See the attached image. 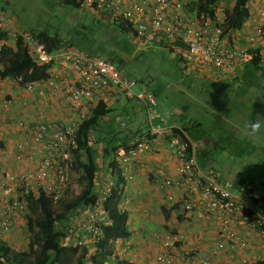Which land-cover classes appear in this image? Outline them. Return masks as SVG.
I'll return each mask as SVG.
<instances>
[{"label": "built area", "instance_id": "built-area-1", "mask_svg": "<svg viewBox=\"0 0 264 264\" xmlns=\"http://www.w3.org/2000/svg\"><path fill=\"white\" fill-rule=\"evenodd\" d=\"M58 1L125 22L133 28L131 34L137 46L158 41L170 44L180 41L185 48L183 53L186 60L197 64L205 73L215 72L217 78H233L240 70L254 63L264 69V5L253 14L255 23L243 31L228 26L229 7L232 5L230 3L228 7V0H215L211 7L212 15L209 17L186 8L194 0ZM262 2L264 4V0ZM18 41L26 46L35 64L55 63L60 68L67 65L77 71V78H64L61 93L70 109L77 112L78 118L53 125L48 131L43 124L29 127L34 133V140L40 149L44 150V155L34 169L23 172L15 179L0 180V239L13 230L17 220L22 218L25 221L28 214L27 195L41 192L53 203L63 195L68 183L71 150L76 146V130L98 100L107 101L109 98H115V94L121 93L126 98H145L148 104L155 103L152 95L135 94L131 89L134 82L125 78L107 59L88 55L72 46L48 52L34 34L19 28L15 20L0 7V49ZM16 79L18 81L19 78ZM32 84L34 82L24 86L30 89ZM174 129L182 131L174 125H150L148 130H143L127 140L124 146L118 147L114 153L116 175L125 181H131V172L135 171L138 157L151 149L154 138L170 135ZM166 142L175 154L176 173L186 191L183 210L193 209L195 195L199 193L207 210L228 214V218L220 219L216 248H224L229 243L228 247L232 250L245 248L254 233H257L263 247L264 216L259 211L258 204L252 202L256 197L252 185L248 182L238 186L227 182L221 184L217 172L212 169L203 172L198 168L193 144L179 140L177 136L170 137ZM19 150H23L22 145H19ZM156 174L158 177L164 175L162 170H158ZM101 177L100 186L95 184L100 194L97 203L92 207H84L72 221H67L61 226L66 234L63 237L65 246L81 247L87 241L94 243L98 240L101 233L99 223L106 222L102 202L109 196L110 187L114 182L110 178L107 179V176ZM159 178L161 187L168 188L175 183L168 177ZM12 190L14 195L11 194ZM167 200L173 201V196L168 194ZM235 224L243 228L242 235L234 232ZM162 237L164 251L156 256L161 264H210L207 256L177 253L178 236L166 232ZM119 245V239L112 241L113 248H118ZM261 259L264 262V258ZM242 263L245 264L246 261L242 260Z\"/></svg>", "mask_w": 264, "mask_h": 264}, {"label": "crops", "instance_id": "crops-1", "mask_svg": "<svg viewBox=\"0 0 264 264\" xmlns=\"http://www.w3.org/2000/svg\"><path fill=\"white\" fill-rule=\"evenodd\" d=\"M262 5H264L262 0H248L246 4L247 17L236 28L244 31L248 26L254 24L255 19L252 16ZM17 26L24 29L19 24ZM29 31L31 32V30ZM14 45L13 43L9 44V46ZM170 47L173 48L172 45ZM74 48L78 49L77 47ZM184 49V46L181 45L176 50L182 53L176 62L178 66L174 69L178 70L182 78L186 77L190 80L189 86L193 82L199 81L198 88L204 86L220 91L221 85L226 84L228 81L237 80L246 86L251 85L245 82L248 79L244 75L247 67L240 70L236 78L229 79L227 76L217 78L215 72L208 71L205 73L197 64L186 60L183 54ZM83 52L87 54L86 51ZM76 76H78L77 71L71 67L65 65V67L60 68L57 64L52 63L47 67L44 77L34 81L30 89L20 85L16 78L0 77V180L15 179L23 172L34 169L41 162L44 150L40 149L39 144L34 140V133L29 130V127L43 124L48 131L53 125L64 124L75 120L76 117L78 118L77 112L70 109L61 93L64 78L70 77L72 79ZM146 88L142 82L137 83L138 92L144 94ZM196 90L199 91V89ZM205 95L207 94L205 93ZM113 97L115 98H109L107 103L113 108L110 114L114 115L115 123L113 122L111 126L104 119L101 123L103 131H108V125L112 129H124V132L131 131L135 133L138 130L139 132L143 130L145 115L143 117L141 115L146 110V103L136 98H126L121 93L115 94ZM217 98H214V100ZM175 113L179 114L178 109H175ZM131 116H134V120H127ZM150 122L152 123V121ZM194 123L198 122H192V124ZM152 124L161 126L179 125L172 117L166 122L157 121ZM179 126L182 127V125ZM196 134L191 135L194 153L198 168L204 172L211 167L212 161L206 160V157L203 156L204 152L199 151L203 139H200L199 135ZM19 145L23 146L22 151L19 150ZM137 161L135 178L132 180V184L129 181L124 183L123 198L126 199L124 207L128 214L127 227L129 235L120 239L119 247L114 250L104 264H118V262L116 263L117 260H122V263L119 264H161L157 261L156 256L164 251L162 248V234L166 232L179 237L176 242L177 253H187L197 257L207 256L210 259V264H243L242 260L246 261L245 264H253L264 258V246L262 247L260 238L256 234L248 239L245 249L232 250L229 247L216 249L217 229L220 219L223 217L228 218V214L207 210L199 193L195 195L193 209L183 210L186 191L176 173L177 160L174 152L166 142V137L160 135L154 138L151 149L142 153ZM100 163L94 178V183L99 184V186L102 173L106 175L110 172L109 169L103 168ZM158 170H162L164 174L159 177H168L175 182L173 186L161 187L162 184H159L161 179L156 174ZM217 173L219 175L218 171ZM177 182L179 185H176ZM226 182L234 185L230 181ZM239 183H237V186ZM1 194L2 187L0 186ZM11 194L14 195L13 190ZM168 194L173 196V201L167 200ZM254 195L264 197L255 192ZM255 204H259V201ZM233 230L238 235H242L243 228L236 224ZM11 232L1 238L9 245L12 244L10 237L13 234ZM25 232L28 233L27 230ZM83 235L85 238L87 237L85 231Z\"/></svg>", "mask_w": 264, "mask_h": 264}, {"label": "rangeland", "instance_id": "rangeland-1", "mask_svg": "<svg viewBox=\"0 0 264 264\" xmlns=\"http://www.w3.org/2000/svg\"><path fill=\"white\" fill-rule=\"evenodd\" d=\"M0 6L28 31L44 29L78 49H101L102 54H110L111 62L119 67L125 78L135 83L132 90L138 92L137 83L141 81L155 98L156 105L149 106L141 115H145L147 121L142 129L150 121L166 122L171 117L185 126L197 121L199 127L192 130L203 139L199 151L204 152L206 160L212 161L210 165L219 172L220 181H230L234 185L241 180L248 181L253 183L255 193L264 196V77L256 79L250 86L237 80L228 81L221 85L220 91L204 86L198 88L199 81L189 86L190 80L182 78L174 69L180 57L177 49L173 51L165 42L137 46L130 32H122L116 24L103 22L99 13L93 14L58 0H0ZM127 120L133 121L134 116ZM252 120L260 121L262 125L255 133L247 127ZM135 173L131 172L133 179ZM102 176L106 177L104 173ZM75 178L74 171L70 170L68 191L58 202L52 203L56 212L75 194ZM125 201V197L121 198V211H126ZM25 231L21 218L11 232L12 248H26L29 234Z\"/></svg>", "mask_w": 264, "mask_h": 264}, {"label": "trees", "instance_id": "trees-1", "mask_svg": "<svg viewBox=\"0 0 264 264\" xmlns=\"http://www.w3.org/2000/svg\"><path fill=\"white\" fill-rule=\"evenodd\" d=\"M214 1L194 0L186 8L189 11L201 12V14L209 17L212 15L211 7ZM247 2L248 0H233L231 6L229 2L228 26H240L245 20L248 14ZM101 20L105 23L116 24L122 32H130L132 39H134L131 34L133 28L125 22L109 18L104 14L101 15ZM32 31L31 33L45 45L48 52L66 46L75 47L72 43L60 41L56 33L50 34L44 29ZM173 45L176 46V49H179L181 45L184 46L180 41H174ZM131 47L129 46L130 49ZM101 51L103 50L86 52L88 55L102 57L111 62L110 54L104 55ZM0 65L2 66L0 77L19 78L18 83L22 86L44 77L49 66V64H35L26 46L22 45L20 41L14 46L5 45L0 49ZM116 68L119 69V67ZM119 71L121 72L120 69ZM244 75L248 77L245 81L246 84H252L256 79L264 77V69L255 63L250 64L247 65ZM144 94L152 95L148 88ZM112 109L107 102L98 100L89 115L78 125L75 134L76 146L70 154V169L75 172L76 177L75 194L61 204L58 212L52 208L51 200L44 197L43 193L27 195L28 214L25 218V227L29 235L26 248L16 250L0 239V264H104L114 252L112 241L128 237V214L119 208L121 198H123L125 181L121 176L116 175L114 153L118 147L124 146L128 139L134 137L139 130L134 133L131 131L124 132V129L110 128L115 120L114 115L110 114ZM104 119L110 124L108 131H103L104 129L101 127ZM145 122L146 120H144ZM193 127H199V124L182 125V131L174 129L173 134H176L179 140L188 141L192 144L191 135L196 133L192 130ZM100 162H103L101 166L109 169L110 175L114 177V185L110 187L109 196L102 202V211L106 216V222L99 223L101 233L96 242L89 243L87 241L81 247L65 246L63 237L66 234L61 226L65 225L69 218L78 216L84 207H92L98 201L100 194H98L99 190L96 189L94 178ZM258 201L259 210L264 213V197L253 200L254 203ZM121 261L117 260L116 263H122ZM253 264H264V262L256 261Z\"/></svg>", "mask_w": 264, "mask_h": 264}, {"label": "clouds", "instance_id": "clouds-1", "mask_svg": "<svg viewBox=\"0 0 264 264\" xmlns=\"http://www.w3.org/2000/svg\"><path fill=\"white\" fill-rule=\"evenodd\" d=\"M248 3V2H247ZM162 42H164V41H158V42H150L151 44L152 43H155V44H158V43H162ZM165 43H167V42H165ZM147 44H149V43H147ZM170 46L172 45L173 46V49L175 50L176 49V46H174L173 45V43H168ZM171 49H172V47H170ZM182 53V52H181ZM184 54V53H183ZM115 66V65H114ZM135 83H133V85H134ZM132 85V86H133ZM132 89V88H131ZM133 92H134V90H132ZM135 94H141L140 92H134ZM134 98H136V97H134ZM136 99H138V98H136ZM138 100H141V99H138ZM143 101L146 103V108L148 109V107L149 106H155V103H154V105H151V104H148L147 102H146V100H145V98L143 99ZM103 102H107V101H103ZM150 124V123H149ZM148 124V125H149ZM152 125H154V124H152ZM169 125H174V126H177L176 124H169ZM150 126V125H149ZM149 126L147 127V129L145 128V129H143V130H148L149 129ZM165 126H168V125H165ZM178 127H180L181 128V126H179L178 125ZM247 127L249 128V130L251 131V132H253V133H255V132H257V131H259L260 129H261V127H262V125H261V122L260 121H257V120H255V121H249L248 122V125H247ZM143 130H140V132H142ZM140 132H137L136 134H135V136L138 134V133H140ZM174 133V131L172 132V134H170V135H167V136H164V137H166V140H168L170 137H173V136H177L176 134H173ZM134 136V137H135ZM133 138V137H132ZM129 140V139H128ZM193 144V143H192ZM193 154H194V156H195V153H194V144H193ZM115 155V154H114ZM195 158H196V156H195ZM197 161V160H196ZM208 169H212V170H214L213 168H211V167H209V168H207V170ZM71 170V169H70ZM70 170H69V173H70ZM215 171V170H214ZM215 172H217V171H215ZM75 173V172H74ZM106 176H107V179L108 178H110V179H114V177L113 176H111L110 175V173L109 174H106ZM106 178V177H105ZM104 178V179H105ZM122 178V177H121ZM218 179H219V175H218ZM114 181V180H113ZM125 181V180H124ZM128 182V181H127ZM219 182H220V179H219ZM240 183H239V185L240 184H242V183H244V182H248V181H243V180H241V181H239ZM221 183V182H220ZM225 182H223V183H221V184H224ZM248 183H250V182H248ZM251 185H252V187H253V193H254V186H253V184L252 183H250ZM113 185H114V182H113ZM232 186H237V184L236 185H232ZM67 189H68V183H67V188H66V190H65V192L63 193V194H65L66 192H67ZM63 196V195H62ZM61 196V197H62ZM60 197V198H61ZM259 197L260 196H257L256 195V197L255 198H253L252 199V202H253V200H258L259 199ZM60 198L57 200V202L60 200ZM52 202V201H51ZM53 203V202H52ZM255 204V203H254ZM260 211V210H259ZM261 212V211H260ZM262 215L264 216V213H262ZM24 223H25V221H24ZM218 230V229H217ZM257 235V233H254L253 235ZM252 235V236H253ZM217 236H218V233H217ZM258 236V235H257ZM252 238V237H251ZM217 240H218V238H217ZM228 247V244H227V246L226 247H224V248H227ZM224 248H221V249H224ZM113 249H116V248H113ZM216 249H218V248H216Z\"/></svg>", "mask_w": 264, "mask_h": 264}]
</instances>
